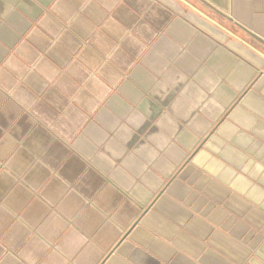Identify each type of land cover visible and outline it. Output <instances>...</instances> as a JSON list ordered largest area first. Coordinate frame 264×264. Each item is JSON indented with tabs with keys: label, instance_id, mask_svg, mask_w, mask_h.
<instances>
[{
	"label": "crops",
	"instance_id": "crops-1",
	"mask_svg": "<svg viewBox=\"0 0 264 264\" xmlns=\"http://www.w3.org/2000/svg\"><path fill=\"white\" fill-rule=\"evenodd\" d=\"M0 264H264V0H0Z\"/></svg>",
	"mask_w": 264,
	"mask_h": 264
},
{
	"label": "water",
	"instance_id": "water-1",
	"mask_svg": "<svg viewBox=\"0 0 264 264\" xmlns=\"http://www.w3.org/2000/svg\"><path fill=\"white\" fill-rule=\"evenodd\" d=\"M193 9H195L197 12H199L200 14H202L203 16H205V14H203L202 12H200L199 10H197L196 8H194L193 6H191Z\"/></svg>",
	"mask_w": 264,
	"mask_h": 264
}]
</instances>
